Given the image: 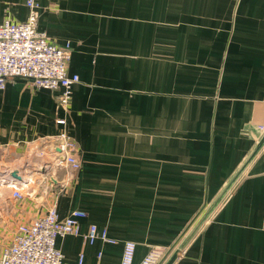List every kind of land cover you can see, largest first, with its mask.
<instances>
[{
    "label": "crops",
    "instance_id": "obj_1",
    "mask_svg": "<svg viewBox=\"0 0 264 264\" xmlns=\"http://www.w3.org/2000/svg\"><path fill=\"white\" fill-rule=\"evenodd\" d=\"M38 1L80 81L67 112L57 91L7 82L0 162L28 157L65 117L81 167L50 189L38 179L15 214L83 210L80 234L57 239L65 263L121 264L132 240L134 264L153 247L168 250L162 264L180 247L173 264H264V145L247 163L264 136V0ZM27 15L26 0H0V22ZM92 224L116 242L89 243Z\"/></svg>",
    "mask_w": 264,
    "mask_h": 264
},
{
    "label": "built area",
    "instance_id": "obj_2",
    "mask_svg": "<svg viewBox=\"0 0 264 264\" xmlns=\"http://www.w3.org/2000/svg\"><path fill=\"white\" fill-rule=\"evenodd\" d=\"M26 5L28 15L25 20L15 22L5 19L0 22V90L6 88L9 80L23 77L30 80L36 88L57 91L58 104L67 112L73 96V86L80 81L78 74L68 73L72 57L71 43L67 41L59 45L46 31L39 28L41 5L38 0H26ZM56 122L61 125V130L55 135L31 143V153L18 161L21 171L17 170L23 180L29 176L31 181L36 173L56 179L57 172L62 168L70 171L80 169L77 144L68 131L67 119L61 117ZM22 168H29L31 171L28 175H23L25 172ZM0 181V187H16L13 189L12 199H24L25 195L17 185L22 181L15 180L11 173L10 176L0 173ZM66 183L67 180H64L62 184ZM85 216L83 210L74 209L66 217L60 218L56 202L52 203L43 215L17 225L10 244L0 255V264H84L83 254L77 262L65 263L64 253L57 246V239L79 235L80 220ZM84 237L91 244L97 239L116 242L108 236L107 229L99 230L95 224L90 225ZM135 251L136 243L132 240L125 241L121 264H134ZM167 256V249L153 247L139 264H162Z\"/></svg>",
    "mask_w": 264,
    "mask_h": 264
},
{
    "label": "rangeland",
    "instance_id": "obj_3",
    "mask_svg": "<svg viewBox=\"0 0 264 264\" xmlns=\"http://www.w3.org/2000/svg\"><path fill=\"white\" fill-rule=\"evenodd\" d=\"M18 164L19 162H0V173H4L7 175L9 174L10 176L11 172L17 170V168L20 169V166L18 167ZM22 169L24 170L23 172H25V174L23 175H28V173H30L29 171H31L29 168ZM60 171L61 169L57 172V175ZM33 177L34 178L31 177V181L29 180V176H27V178H25L22 183H17V185L20 186L22 190L23 188H25L23 190L24 195L27 194L31 190V188L38 183V179H44L45 184L43 185L47 186L49 189L55 187L51 186L49 175L38 173L37 178L36 175ZM17 207V203L12 198L8 197L7 193L0 194V255L4 248L9 245L17 225L23 222L19 218V216L15 214L14 210L17 209Z\"/></svg>",
    "mask_w": 264,
    "mask_h": 264
},
{
    "label": "water",
    "instance_id": "obj_4",
    "mask_svg": "<svg viewBox=\"0 0 264 264\" xmlns=\"http://www.w3.org/2000/svg\"><path fill=\"white\" fill-rule=\"evenodd\" d=\"M264 145V136L261 138V140L259 141V143H258V145H257V147H256V150L251 154V156L249 157V159L247 160V163L256 155V153L260 150V148L262 147ZM246 163V164H247ZM242 171V170H241ZM241 171H239V173H237V175H236V178L230 183V185L229 186H231L232 185V183L238 178V176L240 175V173H241ZM11 176L15 179V180H19V181H23V177L19 174V172H18V170H15V171H13V172H11ZM1 183V182H0ZM9 185H11V184H14V183H8ZM222 197H220L219 199H218V201L215 203V205H218L219 204V202L222 200V198H223V195H221ZM214 205V206H215ZM212 211V210H211ZM211 211H209V212H207L206 213V215L203 217V219H202V222H204L206 219H207V217H208V215L210 214V212ZM182 253V247H180V248H178V249H176L174 252H173V254H172V256L170 257V259H168V261L165 263V264H173L174 263V261L178 258V256L180 255Z\"/></svg>",
    "mask_w": 264,
    "mask_h": 264
},
{
    "label": "bare ground",
    "instance_id": "obj_5",
    "mask_svg": "<svg viewBox=\"0 0 264 264\" xmlns=\"http://www.w3.org/2000/svg\"><path fill=\"white\" fill-rule=\"evenodd\" d=\"M38 173H36L35 175H37Z\"/></svg>",
    "mask_w": 264,
    "mask_h": 264
}]
</instances>
